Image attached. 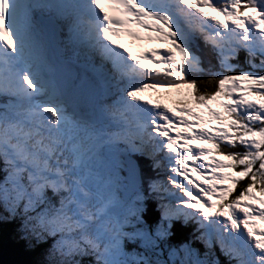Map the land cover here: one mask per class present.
<instances>
[{
    "label": "snow or ice",
    "instance_id": "obj_1",
    "mask_svg": "<svg viewBox=\"0 0 264 264\" xmlns=\"http://www.w3.org/2000/svg\"><path fill=\"white\" fill-rule=\"evenodd\" d=\"M0 210L43 264H264V0H0Z\"/></svg>",
    "mask_w": 264,
    "mask_h": 264
},
{
    "label": "trees",
    "instance_id": "obj_2",
    "mask_svg": "<svg viewBox=\"0 0 264 264\" xmlns=\"http://www.w3.org/2000/svg\"><path fill=\"white\" fill-rule=\"evenodd\" d=\"M206 76H201L200 79H206ZM189 91V90H187ZM0 215H3V211L0 210ZM194 230V225H188L182 230H178L177 237L178 239H182L187 237ZM4 232L6 235L11 237L14 240L22 242L26 248L38 252L39 250L42 252V259L45 260L46 251H47V242L41 241L37 242L35 240L29 242L28 240L22 238V233L20 231V221L18 219H10L4 220L0 219V232ZM202 248V246H200ZM86 260V259H85Z\"/></svg>",
    "mask_w": 264,
    "mask_h": 264
},
{
    "label": "water",
    "instance_id": "obj_3",
    "mask_svg": "<svg viewBox=\"0 0 264 264\" xmlns=\"http://www.w3.org/2000/svg\"><path fill=\"white\" fill-rule=\"evenodd\" d=\"M34 255L22 243L0 234V264H38Z\"/></svg>",
    "mask_w": 264,
    "mask_h": 264
},
{
    "label": "rangeland",
    "instance_id": "obj_4",
    "mask_svg": "<svg viewBox=\"0 0 264 264\" xmlns=\"http://www.w3.org/2000/svg\"><path fill=\"white\" fill-rule=\"evenodd\" d=\"M207 10L208 9H206V11ZM166 47H168V45L162 44L157 49H164ZM149 48H151V47H149ZM186 92H187V89H173L168 93L147 91L143 95H144L145 99H152L154 101L158 100L161 103L168 104L169 107H173L174 105H176L180 102L181 98L185 95ZM216 106L217 105L214 102H212V107H216ZM192 175H194V174H192ZM40 259L43 262L42 255L40 256ZM85 259L87 261V258H85Z\"/></svg>",
    "mask_w": 264,
    "mask_h": 264
},
{
    "label": "bare ground",
    "instance_id": "obj_5",
    "mask_svg": "<svg viewBox=\"0 0 264 264\" xmlns=\"http://www.w3.org/2000/svg\"><path fill=\"white\" fill-rule=\"evenodd\" d=\"M139 44H140V43H138V46L136 45V46H134V49H132L134 52L139 48ZM141 46H144V43L141 44Z\"/></svg>",
    "mask_w": 264,
    "mask_h": 264
}]
</instances>
